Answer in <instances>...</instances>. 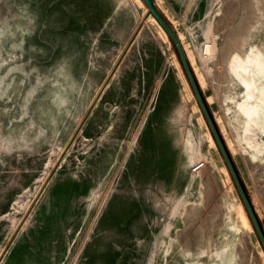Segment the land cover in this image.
Listing matches in <instances>:
<instances>
[{"label": "rangeland", "instance_id": "1", "mask_svg": "<svg viewBox=\"0 0 264 264\" xmlns=\"http://www.w3.org/2000/svg\"><path fill=\"white\" fill-rule=\"evenodd\" d=\"M155 2L264 227V0ZM0 264H264L144 0H0Z\"/></svg>", "mask_w": 264, "mask_h": 264}, {"label": "water", "instance_id": "2", "mask_svg": "<svg viewBox=\"0 0 264 264\" xmlns=\"http://www.w3.org/2000/svg\"><path fill=\"white\" fill-rule=\"evenodd\" d=\"M147 6V14L152 15L157 22L160 24V26L164 29V31L167 33V35L171 38L172 42L174 43L180 61L182 63L183 69L187 75V78L189 80V83L192 87V90L195 94V97L198 101V104L204 114V117L206 119V122L211 130V133L213 135V138L224 158V161L229 169V172L232 176V179L236 185V188L241 196V199L245 205V208L247 210V213L251 219V222L259 236V239L264 247V227L261 224V221L257 215V212L251 202V199L248 195V192L243 184V181L239 175V172L237 170V167L235 165V162L233 160V157L231 155V152L224 140V137L217 125V122L207 104V100L203 94V91L200 87V84L198 82V79L195 75V72L192 68L191 62L188 58V55L183 47V44L176 33V31L173 29L171 24L167 21V19L163 16L162 12L160 11L159 7L157 6L155 0H144Z\"/></svg>", "mask_w": 264, "mask_h": 264}, {"label": "trees", "instance_id": "3", "mask_svg": "<svg viewBox=\"0 0 264 264\" xmlns=\"http://www.w3.org/2000/svg\"><path fill=\"white\" fill-rule=\"evenodd\" d=\"M170 24V23H169ZM208 104V103H207Z\"/></svg>", "mask_w": 264, "mask_h": 264}]
</instances>
